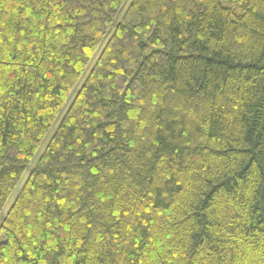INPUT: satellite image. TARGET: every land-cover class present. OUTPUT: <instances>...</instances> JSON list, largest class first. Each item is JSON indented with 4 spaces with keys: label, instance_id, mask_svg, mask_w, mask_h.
I'll return each mask as SVG.
<instances>
[{
    "label": "trees",
    "instance_id": "16d2710c",
    "mask_svg": "<svg viewBox=\"0 0 264 264\" xmlns=\"http://www.w3.org/2000/svg\"><path fill=\"white\" fill-rule=\"evenodd\" d=\"M71 99L0 264H264V0H0V216Z\"/></svg>",
    "mask_w": 264,
    "mask_h": 264
},
{
    "label": "rangeland",
    "instance_id": "374dc122",
    "mask_svg": "<svg viewBox=\"0 0 264 264\" xmlns=\"http://www.w3.org/2000/svg\"><path fill=\"white\" fill-rule=\"evenodd\" d=\"M121 16L122 14L120 13L119 16L117 17L114 25L112 26L110 32L112 33L114 31V28H115V24H117L120 20H121ZM109 37L110 35L107 37V39L103 42L102 46L99 48V51L98 53L96 54V56L93 58V60L91 61L90 65L88 66V68L86 69L85 73L83 74V76L81 77L80 81L78 82V85L76 86L75 88V93L74 94H77V92L81 89V87L83 86V84L85 83V80L87 79L92 67L94 66V64L96 63L97 61V58L100 54V52L102 51V49L104 48V46L106 45L107 41L109 40ZM73 99H71L69 102H68V105L63 109L62 113L60 114L59 118H58V121L56 122V124L52 127L51 131L49 132L47 138H46V141L44 143V145L41 147L40 151L37 153L36 157L34 158V160L32 161L31 165L29 166L27 172L24 174V176L22 177L20 183L18 184L14 194L12 195L9 203L6 205V207L4 208L3 210V213L2 215L0 216V224H1V221L2 219L5 217V215L7 214V212L9 211L11 205L13 204L15 198L17 197L18 193L21 191L23 185L26 183L28 177H29V174L31 172V170L33 169V167L35 166V163L37 162V160L39 159V157L41 156L42 152L45 150V147L48 145L50 139L53 137V135L55 134V132L57 131L61 121L63 120L71 102H72Z\"/></svg>",
    "mask_w": 264,
    "mask_h": 264
}]
</instances>
